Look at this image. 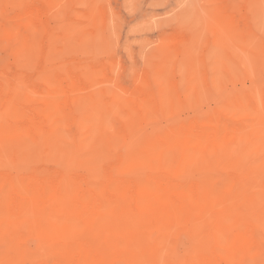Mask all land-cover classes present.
Instances as JSON below:
<instances>
[{
  "label": "rangeland",
  "instance_id": "374dc122",
  "mask_svg": "<svg viewBox=\"0 0 264 264\" xmlns=\"http://www.w3.org/2000/svg\"><path fill=\"white\" fill-rule=\"evenodd\" d=\"M0 264H264V0H0Z\"/></svg>",
  "mask_w": 264,
  "mask_h": 264
},
{
  "label": "bare ground",
  "instance_id": "6f19581e",
  "mask_svg": "<svg viewBox=\"0 0 264 264\" xmlns=\"http://www.w3.org/2000/svg\"><path fill=\"white\" fill-rule=\"evenodd\" d=\"M28 126H29V125H28ZM28 126H27V127H28ZM30 127H31V126H30ZM22 135H23V134H22ZM22 144H23V143H22ZM17 147H18V146H17ZM17 160H18V159H17ZM97 161H98V160H97ZM115 180H116V179H115ZM15 181H16V180H15ZM90 181H91V180H90ZM13 183H14V182H13ZM19 183H20V182H19ZM15 188H16V187H15ZM173 189H174V188H173ZM171 190H172V189H171ZM164 192H165V191H164ZM172 192L174 193L173 190L171 191V193H172ZM92 194H93V193H92ZM18 195H19V194H18ZM94 196H95V195H94ZM111 198H112V197H111ZM13 199H14V198H13ZM12 201H13V200H12ZM98 203H99V202H98ZM166 203H167V202H166ZM81 204H82V203H81ZM3 205H4V204H3ZM164 205H165V204H164ZM167 205H168V203H167ZM167 205H165V206L167 207ZM92 206H93V205H92ZM168 208H169V206H168ZM179 208H180V207H179ZM163 209H164V208H163ZM12 210H13V209H12ZM150 210H152V209H150ZM168 212H169V211H168ZM159 213H162V212H159ZM39 223H40V222H39ZM46 228H47V227H46ZM34 229H35V228H34ZM33 232H35V231H33Z\"/></svg>",
  "mask_w": 264,
  "mask_h": 264
}]
</instances>
